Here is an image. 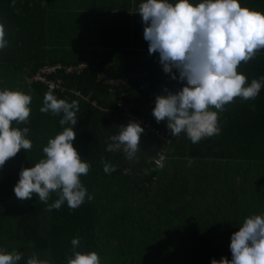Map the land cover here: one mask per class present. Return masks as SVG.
<instances>
[{"label":"trees","instance_id":"16d2710c","mask_svg":"<svg viewBox=\"0 0 264 264\" xmlns=\"http://www.w3.org/2000/svg\"><path fill=\"white\" fill-rule=\"evenodd\" d=\"M143 2L15 0L13 6V0H0L8 40L0 49V90L32 97L29 122H13L29 129L32 148L21 149L0 167V250L23 253L19 264L34 253L51 264H67L73 238L80 240L75 251H95L101 264L231 260V235L246 217L264 215V106L259 100L264 85L252 103L254 111L243 103L225 105L219 135L193 144L182 132L168 145L160 142L146 125L170 130L166 121L156 122L148 102L152 94L173 92L176 83L164 73L159 54L148 53L138 13ZM199 2L190 0L194 6ZM80 59L89 65L79 74H61L63 88L53 94L79 104L72 144L91 165L80 179L93 199L76 209L65 202L46 211L55 193L45 204L36 194L20 201L13 188L21 169L45 158L48 140L70 125H60L62 113H41L49 89L28 77L42 63ZM173 74L178 77L175 69ZM185 84L180 81L179 87ZM132 121L144 132L137 159L128 161L122 151L106 147ZM161 151L163 168L151 161ZM102 159L116 170L106 174Z\"/></svg>","mask_w":264,"mask_h":264},{"label":"clouds","instance_id":"9594fccd","mask_svg":"<svg viewBox=\"0 0 264 264\" xmlns=\"http://www.w3.org/2000/svg\"><path fill=\"white\" fill-rule=\"evenodd\" d=\"M138 13L144 25L148 53L159 54L162 69L171 79L186 82L178 92L165 89L166 95L155 98L152 115L156 122L166 121L171 135L184 132L193 144L219 135V113L225 111V105L237 97L254 100L264 84V77L247 83L246 76L237 71L242 62L247 63L264 49V14L242 7L238 0H201L195 6L190 0L175 3L144 0ZM6 35L5 24L0 22V49L8 46ZM31 100L29 94L19 90H0V167L21 149L32 148L31 140L26 138L29 129L13 126V122L17 125L29 122ZM79 110L77 101L57 99L52 89L45 93L41 113H62L60 125L70 127L48 140L43 148L45 158L35 166L21 169L13 188L18 200H30L36 194L41 202L48 204L55 193L57 199L46 208L52 211L60 209L65 202L70 209H76L85 199H93L80 179L88 174L91 165L81 160L72 144ZM119 129L118 134L110 137L106 151H122L128 161H135L144 129L134 121ZM103 164L106 174L116 170L110 162ZM158 167H164L162 161ZM79 244V238L71 240L73 252L67 264H101L97 252L75 251ZM229 248L231 260L221 257L213 259L211 264H264V215L246 217L239 230L231 235ZM22 259L23 253L17 250H0V264H19ZM26 264H51V261L34 253Z\"/></svg>","mask_w":264,"mask_h":264},{"label":"built area","instance_id":"2783aa9c","mask_svg":"<svg viewBox=\"0 0 264 264\" xmlns=\"http://www.w3.org/2000/svg\"><path fill=\"white\" fill-rule=\"evenodd\" d=\"M88 65L89 63L83 59L76 60L75 62H70L67 64H62L60 62L42 63L37 67L36 71L28 77V81L41 83L45 88L52 89V91L53 89H62L63 78L61 74H79ZM178 83L179 80L176 79V84L178 85ZM176 88H178V86ZM76 95H80V93L76 92ZM158 95L166 94H152L148 102V109H153L155 107V98ZM146 127L149 129L151 134L160 142H163L166 145L170 143L171 133L169 131L156 128L155 126L146 125ZM165 158V152L161 151L157 152L151 159V161L154 165L158 166V162H163Z\"/></svg>","mask_w":264,"mask_h":264},{"label":"crops","instance_id":"0c3cea01","mask_svg":"<svg viewBox=\"0 0 264 264\" xmlns=\"http://www.w3.org/2000/svg\"><path fill=\"white\" fill-rule=\"evenodd\" d=\"M238 2L241 4L242 7H247L250 10H255V11L260 12L261 14H264V0H238ZM237 71L238 73H241L243 75H245L244 72H246L247 83H250L252 79L258 80L261 77H264V49H261L257 53V55L253 59L249 60L247 63L242 62L241 65L238 67ZM175 83H176V80H175ZM179 85H180V81L178 85L176 84V87L178 86V88L173 89V93H176L181 89ZM162 94H165V93H162ZM236 99L237 98H235L232 104L234 103L247 104L249 109H252V111H254V107H253L254 105L252 103L255 102V100L244 101L242 98H239L238 100ZM259 100L264 106V93H263V96L259 97ZM254 114L256 115V112Z\"/></svg>","mask_w":264,"mask_h":264},{"label":"rangeland","instance_id":"374dc122","mask_svg":"<svg viewBox=\"0 0 264 264\" xmlns=\"http://www.w3.org/2000/svg\"><path fill=\"white\" fill-rule=\"evenodd\" d=\"M239 98L237 97V99L236 100H238ZM228 105V104H227ZM215 110V109H214ZM170 133H171V131H169ZM171 139H172V135H171Z\"/></svg>","mask_w":264,"mask_h":264}]
</instances>
